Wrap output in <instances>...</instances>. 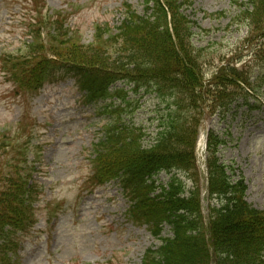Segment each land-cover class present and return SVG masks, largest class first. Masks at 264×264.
<instances>
[{
	"label": "trees",
	"instance_id": "trees-1",
	"mask_svg": "<svg viewBox=\"0 0 264 264\" xmlns=\"http://www.w3.org/2000/svg\"><path fill=\"white\" fill-rule=\"evenodd\" d=\"M142 4L140 13L124 3L121 25L112 32L108 23L98 24L90 44L68 35L63 14L37 17L28 33L32 40L19 53L2 58V69L19 87L32 91L64 70L73 74L90 102L114 96L126 100L127 91L111 90L118 81L132 83L135 91L146 87L156 92L167 114L150 145H144L145 134L139 129L116 121L106 126L90 155L91 179L97 184L120 182L130 200V219L148 224L162 240L157 248L146 250L142 264H210L212 253L218 264H264V210L247 202L244 179L233 180L229 171L235 169L218 156L223 141L211 135L209 188L217 202L208 217L201 210L203 183L195 163L207 110L214 114L251 90L261 95L264 91L247 71L229 64L206 78L201 50L192 41L197 22L185 13L191 0ZM219 14L224 15H213ZM233 18L260 40L257 55L264 62V0H242ZM108 110L119 116L125 111L121 105ZM26 148L19 146V153L24 156ZM16 158L0 162V264H20L16 246L34 222L33 205L40 193L34 169ZM161 170L186 172L194 183L188 196L178 177L158 187L153 177ZM164 224L170 225L172 236L162 235Z\"/></svg>",
	"mask_w": 264,
	"mask_h": 264
},
{
	"label": "rangeland",
	"instance_id": "rangeland-1",
	"mask_svg": "<svg viewBox=\"0 0 264 264\" xmlns=\"http://www.w3.org/2000/svg\"><path fill=\"white\" fill-rule=\"evenodd\" d=\"M192 1L193 6L185 13L197 22L192 41L201 50L206 78L230 63L247 71L251 82L264 90V62L256 55L260 42L249 26L239 25L233 18L242 0ZM124 2L143 9L141 0H45V6L36 0H0V53L24 44L26 30L34 17L59 10L66 13L71 29L89 43L97 23L120 24V13L116 10ZM217 13L224 15H213ZM121 87L128 91L126 101L130 105L119 124L142 129L148 145L158 121L167 114L165 104L145 88L134 93L130 85H115ZM263 98L250 97L245 101L241 97L230 109L220 110L216 115L206 114L200 135L207 140L210 130L215 129L227 141L218 155L234 166V178H238V172L245 178L247 200L261 209H264ZM106 102H84L73 77L63 73L37 92L16 87L7 79L0 62V146H7L0 150L3 154L0 162L17 156L16 149L8 144L29 142L27 161L36 167L33 176L41 187L34 205V222L18 244L21 264H141L145 250L161 243L147 226L128 218L127 200L119 184L95 187L88 181L92 174L88 149L103 135L104 126L116 122L114 113L105 109ZM5 138L9 140L6 142ZM199 142L197 150L202 166L206 148L202 149ZM169 177L162 172L157 181L167 183ZM182 179L188 188L192 187L191 181ZM171 234L165 226L163 235ZM213 258L217 259L215 254Z\"/></svg>",
	"mask_w": 264,
	"mask_h": 264
}]
</instances>
